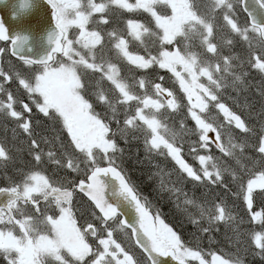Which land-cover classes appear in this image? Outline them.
Wrapping results in <instances>:
<instances>
[{
    "label": "trees",
    "instance_id": "1",
    "mask_svg": "<svg viewBox=\"0 0 264 264\" xmlns=\"http://www.w3.org/2000/svg\"><path fill=\"white\" fill-rule=\"evenodd\" d=\"M239 3V0L234 1L239 16L236 23L240 29L248 25V21ZM103 5L104 8L99 12H92L91 8H88L90 10L88 30L91 29L90 31L94 33L99 30L106 42H100L88 50L81 47L82 52L77 50L76 53L80 56L76 55V58L80 59L82 55L88 58L87 61L80 59L81 67L77 72L82 75L79 77L82 88L96 90V94L91 96L87 94L89 98H97L96 103L91 104L90 110L95 118L106 125L108 131L112 120V106L107 107L105 100L110 103V98L105 89L101 87L100 92L99 88H95L98 86L97 83L104 81L113 84L115 89H127L128 80L122 74L121 67L124 52L123 48L118 46V41L120 39L127 41L124 50L128 52L136 50L140 55L155 58L153 65L148 68L130 67L136 70V75L132 76L129 86L133 85L137 79L141 80L146 76L151 83L158 81L155 83L166 85L158 77L161 74L167 78L166 70L156 69V67L158 59L161 58V52H164L168 46H163L160 39L156 41V46L153 48L154 40L151 36L158 26L156 22L150 20L153 19L150 13L142 12L143 17L141 13L135 14L144 28V32L138 38L130 29V23L136 21L133 12L125 10L123 6L111 0L105 1ZM111 8L117 10L114 11L113 17ZM69 36L66 45L69 44ZM198 43L202 45L201 41ZM259 44L261 45L260 54L264 58V43L259 40ZM185 45L183 50L189 51L190 46L187 42ZM1 50L4 56L8 57L10 69L17 79L30 80L32 75L35 77L37 68L41 67L31 64L32 71L19 68L16 64L24 62L12 58L8 53L7 45L0 42ZM66 50L69 48L67 47ZM114 50L117 51L118 57L113 55ZM235 51H237V57L243 60V67L232 71L221 70L219 72L221 82L223 81L228 88H231L232 84L235 85L237 88L234 89L240 93L252 88L256 89L257 93L261 90L262 93L258 98L261 100L260 104L264 105V72L255 68L254 55L243 56L241 50ZM114 66L119 67L118 76L115 74L116 76L111 80L108 78V72L110 71L113 75ZM232 78L233 81H231ZM121 79L125 80V85L120 82ZM249 79L252 81L251 85L243 84ZM0 80L2 81L0 84V145L4 152V156L0 157V188L15 186L19 184L15 181L32 174L39 175L47 181L56 166L62 170L66 168L70 171L74 170L75 175L72 177L81 173L85 167H87L86 170L90 169L89 166L93 167L94 159L90 160V165L86 161L78 164V160H71H81V155L73 147L65 118L60 112L52 110L47 113L40 112L37 105L39 99H36L38 94L35 90H31L30 93L26 90L27 93H23L22 85L17 86L13 84V81L11 83L10 80H4L1 76ZM33 81L35 83L36 78L30 80L31 83ZM220 95H217L218 98L226 101ZM25 102L29 105V109H26L24 114L30 117L26 127L14 115L18 112L19 104L22 106ZM189 110L186 102L179 106L176 116H168L164 112L162 116H159L158 111L156 113V111L147 110L148 121L157 123L159 128L161 122V135L165 142L172 145L171 150L169 148L149 149L151 148V132L148 128L146 130L147 124L142 134L148 135L144 139L141 134L143 138L141 147L136 146V142L133 141L132 144H127L126 136L116 130L113 133V142L119 158L113 159L115 160L113 164L122 171L126 169L127 173L124 174L131 185L155 214L158 232L160 233L162 225L172 229L177 241L171 246L179 256L194 253L204 256L213 264L216 262L264 264V185L256 186L252 181L256 178L264 180V150L261 149L260 141L264 132V119H262L264 112L259 114L261 124L258 129L248 127L238 138V143L226 148L225 153L222 154L205 136L203 137L199 122L196 120L197 115L194 112L190 113ZM212 115L213 119L217 120L216 126L223 129L224 126L220 124L221 115L214 113ZM133 138L139 140V136L134 135ZM110 139L112 140L111 137ZM176 154L182 164L173 160L172 157ZM135 155H138L139 159L147 155L155 156V162L161 163L157 175L151 176L146 169L140 167L141 165L133 159ZM12 180L14 183L10 184L9 181ZM80 197L90 207L93 206L83 196ZM20 203H23L26 208L28 217H33V208L38 205V201L33 199L32 203L25 201ZM16 218L17 214L12 218L4 213L0 216V228L12 229L10 224L16 222ZM3 260L4 255L0 250V264Z\"/></svg>",
    "mask_w": 264,
    "mask_h": 264
},
{
    "label": "rangeland",
    "instance_id": "2",
    "mask_svg": "<svg viewBox=\"0 0 264 264\" xmlns=\"http://www.w3.org/2000/svg\"><path fill=\"white\" fill-rule=\"evenodd\" d=\"M50 1L57 8L58 23L70 35L69 44L65 47H68L69 50H65L61 58L57 59L55 63L38 67L35 77H33L34 75L31 76V79L36 78V82L31 83V79H17L10 69L9 59L4 56L2 49L0 51V76L4 80H10L11 83L13 81V84L17 86L22 85L23 93H27L26 90L29 93L31 90H35L38 94L36 99H39L37 105L40 112L47 113L52 110L63 115L69 129L70 138L73 140V147L81 155V160H71H78V164L86 161L90 165V160L94 159L93 166L108 162L114 163L115 160L113 159L119 158V153L115 149L113 140L110 139L106 125L95 118L90 110L91 104L96 103L97 98H89L87 94L89 93V96L96 94V90L82 88L81 78H79L81 74L79 75L80 72H77L81 67L80 59L87 61L88 58H86V55H82L80 59L76 58V55L80 56L76 51L82 52L81 47L88 50L100 42H106L99 30L96 33L90 31L91 29L88 30L90 26L88 20L90 19V10L88 8H91L92 12H99L104 8L103 4L107 0ZM111 1L115 4H122L125 10L130 9L132 1H135L134 4L143 6L146 14L148 12L152 15L153 19L150 20L160 26L152 32L153 48L156 46V41L160 39L162 45H167L168 48L161 52V58L157 61L158 66L156 69L164 68L166 70L167 78L161 74L158 77L165 82L166 85L163 84L164 88L170 89L174 96V101L171 104L166 103L158 96L154 88L155 82L158 81L151 83L147 80V76L141 80L137 79L133 85L129 86L132 76L136 75V70L131 68H148L153 65L155 60L153 56H144L145 63L142 65V60L132 58L134 64L122 71V74L128 80L127 89H115L113 84L104 81L100 84L97 83L98 86L95 88H99L100 92L101 87L107 91L110 103L107 100L105 102L107 107L112 106V111L116 115L128 114L136 120V118H142L144 114L146 115L147 110H153L156 113L158 111L159 116H162L163 112L168 116H176L178 115L179 106L186 102L190 113L194 112L197 115L196 120L199 122L203 137H206L205 132L208 128L217 129L220 139L227 149L238 143V138L248 127L258 129L261 124L259 114L261 115L264 112V105L260 104L261 100L258 98L262 93L261 90L257 93L256 89L252 88L253 91H241L242 93H240L237 89H234L236 86L233 84L231 88L226 87L224 82H221L219 75V72L223 69L232 71L243 67V60L237 57V51L235 50H241L243 56L254 55L256 58L255 68L264 72V58L260 54L261 45L259 40H262L260 32L251 25L238 28L236 19L239 16L238 9L234 5L235 0ZM110 10L117 11L115 8ZM105 11L107 12V8H105ZM194 24L195 27H193ZM120 41H118V45L121 46V43L124 45L123 39H120ZM198 41H201L202 45H199ZM185 42L190 46L189 51L183 50L186 47ZM114 55L118 57L116 50H114ZM16 66L28 71L33 70L31 64L27 62L16 64ZM118 70L119 67L114 66L116 75ZM203 70H207L208 73L204 74ZM108 78L112 80L110 71L108 72ZM231 81H233V78ZM1 82L0 80V84ZM120 82L126 84L124 79H121ZM243 84L251 85L252 81L249 79ZM188 89L195 94H191ZM219 94L226 101L220 100L217 96ZM9 99L14 101L12 98ZM249 100L250 102H248ZM75 102L79 105L78 107L73 105ZM112 103L116 106L114 107ZM26 109H29V105L25 102L22 103V106L19 104L18 112L14 113L15 117L25 127L29 124L30 119L24 114ZM212 113L221 115L222 122L220 124L224 126L223 129L216 126L218 123H216V119H213ZM254 120L255 123H253ZM147 128L151 132L150 150L172 149V145L163 140L161 122L159 128L157 123L147 120L146 130ZM147 135V133L142 134V137L145 139ZM130 140L136 142L134 138H130ZM130 140L126 137L127 144L130 143ZM260 141L261 149L264 150V132ZM126 148L130 151L127 146ZM1 156H4V152L0 145ZM172 158L177 163L182 164L177 154L173 155ZM133 159L141 165L140 167L146 169L151 176H156L161 166L159 161L155 162V156L149 157L147 155L145 158L139 159L138 155H135ZM89 167L92 168V166ZM86 168L81 173H77L78 175L75 177H72L75 175L74 170L70 171L67 168L62 170L56 166L47 181L39 175L32 174L27 178L15 181L19 184L9 188L20 190L39 201L52 188H62L67 184H73L74 180L84 176L90 170H86ZM123 171L127 173L126 169H123ZM67 181L68 183H66ZM252 181L256 186L264 185L262 179L256 178ZM9 182L10 184L14 183L13 180ZM12 208L17 214L16 222L10 224L12 229L0 228V250L4 255L2 264H39L44 254L59 255L68 251L76 256H85L90 252L94 243L87 239L83 228L90 223L99 224L100 220L98 215L92 212L91 207L78 194L73 197L69 204H58L53 199L39 203L33 208V217H28V212L23 203H14ZM35 208H38V210H35ZM4 212L1 210L0 216H3ZM117 222L119 221L109 224L112 226L109 227L110 230L107 225L98 229H103L101 232L108 230L109 236L114 233L120 237L122 236L121 225L120 222ZM80 225H83V227L79 230L78 226ZM159 231V240L163 239L161 243L165 247L173 248L171 245L177 241V237L172 229L169 226L162 225ZM75 238H78V241L75 242ZM109 243L113 248L112 242L109 241ZM102 247L104 249L100 255H107L105 245H102ZM132 257L134 260L142 259L145 264H148L145 258L137 252L134 255L132 254ZM198 257L197 254L188 253L183 256V259L192 264H197ZM118 258L116 256L117 260ZM214 264H220V262Z\"/></svg>",
    "mask_w": 264,
    "mask_h": 264
},
{
    "label": "water",
    "instance_id": "3",
    "mask_svg": "<svg viewBox=\"0 0 264 264\" xmlns=\"http://www.w3.org/2000/svg\"><path fill=\"white\" fill-rule=\"evenodd\" d=\"M241 5L251 25L259 28L264 41V0H241ZM56 7L49 0H0V40L8 42L12 57L36 65L50 64L55 55L64 51V31L58 25ZM206 74V72H203ZM158 94L168 103L173 99L170 90L156 84ZM75 107L79 105L75 102ZM207 136L223 150L216 132L207 131ZM74 189L83 193L97 208L105 220L121 217L123 226L130 229L135 244L148 257L151 264H190L178 257L172 248L157 242L156 217L138 197L136 191L113 164L95 167L87 180H80L74 188L52 189L42 198L68 203ZM18 200L31 199L20 191L0 188V209L12 213L11 205ZM95 236L94 227L87 228ZM198 264H212L205 257Z\"/></svg>",
    "mask_w": 264,
    "mask_h": 264
},
{
    "label": "flooded vegetation",
    "instance_id": "4",
    "mask_svg": "<svg viewBox=\"0 0 264 264\" xmlns=\"http://www.w3.org/2000/svg\"><path fill=\"white\" fill-rule=\"evenodd\" d=\"M132 2L133 3H131L130 9L128 11L133 12L134 16L136 13H141L140 15L143 17V14H142V12H144L143 6L135 5L134 4L136 3L135 1H132ZM139 3L141 4V2ZM135 56L137 55L132 54L130 55L129 58H126L125 61L127 63L132 62V58L137 59ZM139 56L141 57V55ZM111 115H112V120L110 122V127L108 131H109V134L112 140H113V133L116 130H119L121 134L126 135L128 139L130 140V138H133L134 135L141 136V134L143 133L145 129V123H146L145 115L142 118L140 117L136 118V120H134L132 115H128V114L127 115L123 114V117L120 118L117 116L116 118L115 113L112 111ZM141 139L142 137H139V140L134 139L136 140V143H135L136 146L141 147V144H142ZM129 144H132L131 140ZM221 153L224 154L225 151L224 152L221 151ZM79 195L82 196L81 194ZM57 203L62 204L61 202H58V201ZM35 210H38V208H35ZM91 210H93V212H95L98 215L100 223L99 224L90 223L89 225L83 228V232L87 236V239L91 240V242L94 243L91 246L90 252L85 256H78V255L76 256V255H73L72 253H69L68 251L60 253L59 255H55L52 253L49 255L44 254L39 264H145L144 260L142 259L134 260V258L132 257V254L134 255L136 252L140 256H143V255L139 252V250L136 248L135 244L133 243L131 232L127 228L123 227L120 224L121 225L120 231L122 233V236L120 237L116 236L114 233H112L111 236H109L108 230H106V232H101L103 229L101 230L98 229L101 226L104 227L105 225H107V228L110 230L109 227H112V226L109 224L116 222V221L120 222V217L116 216L110 221H105L100 217V215L96 212L94 208L91 207ZM90 225L94 226V232H95L94 237L91 236V234L89 233L87 229ZM82 227L83 225H80L78 226V229L80 230V228ZM100 237H102L101 240H100ZM76 241H78V238H75V242ZM109 241L112 242L113 248L110 246L111 244L109 243ZM102 245H105V250H106L105 252L107 253V255H104V254L100 255V253L104 249ZM132 251H134L135 253H133ZM116 256L119 257L118 258L119 261L116 259ZM144 258L148 262V264H150L149 260L146 257Z\"/></svg>",
    "mask_w": 264,
    "mask_h": 264
},
{
    "label": "bare ground",
    "instance_id": "5",
    "mask_svg": "<svg viewBox=\"0 0 264 264\" xmlns=\"http://www.w3.org/2000/svg\"><path fill=\"white\" fill-rule=\"evenodd\" d=\"M236 88V87H235ZM238 92H240V91H238ZM239 95V94H238ZM247 99V98H246ZM251 101H252V99H251ZM248 102H250V100L248 101ZM249 104H251V103H249ZM252 104H253V102H252ZM256 104V103H255ZM251 106H253V105H251ZM247 107H248V105H247ZM254 107V106H253ZM245 110H246V108H245ZM248 111V110H247ZM249 113H251V112H249ZM251 117V116H250ZM252 118V117H251ZM250 121H252V120H250ZM253 123H255V120H254V122ZM257 124V123H256ZM234 142H236V141H234Z\"/></svg>",
    "mask_w": 264,
    "mask_h": 264
}]
</instances>
